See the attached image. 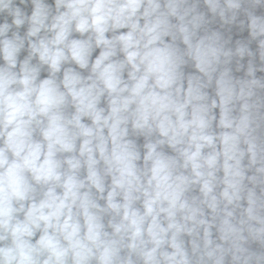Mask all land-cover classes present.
<instances>
[{"label": "clouds", "instance_id": "1", "mask_svg": "<svg viewBox=\"0 0 264 264\" xmlns=\"http://www.w3.org/2000/svg\"><path fill=\"white\" fill-rule=\"evenodd\" d=\"M0 264H264V0H0Z\"/></svg>", "mask_w": 264, "mask_h": 264}]
</instances>
